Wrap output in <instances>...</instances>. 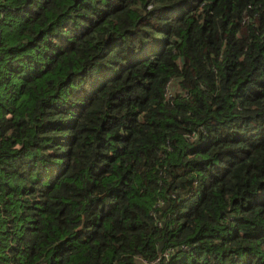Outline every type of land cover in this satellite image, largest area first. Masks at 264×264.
<instances>
[{
  "label": "trees",
  "instance_id": "16d2710c",
  "mask_svg": "<svg viewBox=\"0 0 264 264\" xmlns=\"http://www.w3.org/2000/svg\"><path fill=\"white\" fill-rule=\"evenodd\" d=\"M0 264H264V0H0Z\"/></svg>",
  "mask_w": 264,
  "mask_h": 264
},
{
  "label": "built area",
  "instance_id": "2783aa9c",
  "mask_svg": "<svg viewBox=\"0 0 264 264\" xmlns=\"http://www.w3.org/2000/svg\"><path fill=\"white\" fill-rule=\"evenodd\" d=\"M166 97L168 99L172 98V92L170 90H167Z\"/></svg>",
  "mask_w": 264,
  "mask_h": 264
}]
</instances>
